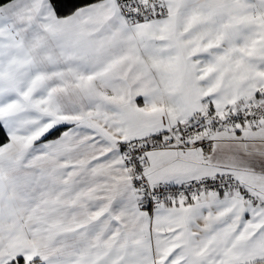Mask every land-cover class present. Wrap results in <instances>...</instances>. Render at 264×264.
I'll return each instance as SVG.
<instances>
[{
    "label": "snow or ice",
    "instance_id": "obj_1",
    "mask_svg": "<svg viewBox=\"0 0 264 264\" xmlns=\"http://www.w3.org/2000/svg\"><path fill=\"white\" fill-rule=\"evenodd\" d=\"M0 264H264V0H0Z\"/></svg>",
    "mask_w": 264,
    "mask_h": 264
}]
</instances>
